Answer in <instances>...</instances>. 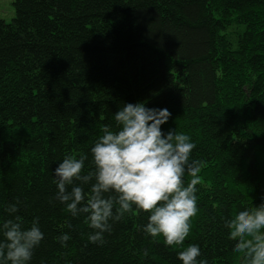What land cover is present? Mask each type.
I'll return each instance as SVG.
<instances>
[{
    "label": "trees",
    "instance_id": "trees-1",
    "mask_svg": "<svg viewBox=\"0 0 264 264\" xmlns=\"http://www.w3.org/2000/svg\"><path fill=\"white\" fill-rule=\"evenodd\" d=\"M13 6L12 22L0 19V222L17 200L25 226L39 218L31 264H182V247L141 230L147 213L126 215L93 244L84 218L54 199L64 156L88 154V169L103 125L137 102L167 108L162 131L188 134L203 162L183 246L198 244L208 264H240L224 220L264 203V0Z\"/></svg>",
    "mask_w": 264,
    "mask_h": 264
},
{
    "label": "clouds",
    "instance_id": "clouds-1",
    "mask_svg": "<svg viewBox=\"0 0 264 264\" xmlns=\"http://www.w3.org/2000/svg\"><path fill=\"white\" fill-rule=\"evenodd\" d=\"M170 116L167 108L124 104L114 114L115 125H103L102 135L93 142L88 169V154H68L59 162L52 174L54 199L71 217L84 218L91 229L90 243H103L114 222L142 211L147 213L141 229L146 236L182 247L177 252L182 264H208L198 244L183 246L199 211L197 185L203 162L192 157L196 145L188 134L162 131ZM19 203L9 202V218L0 222V264H31L44 240L39 218L25 226ZM224 226L240 264H264V203L240 208ZM71 238L62 232L56 240L66 247Z\"/></svg>",
    "mask_w": 264,
    "mask_h": 264
},
{
    "label": "rangeland",
    "instance_id": "rangeland-1",
    "mask_svg": "<svg viewBox=\"0 0 264 264\" xmlns=\"http://www.w3.org/2000/svg\"><path fill=\"white\" fill-rule=\"evenodd\" d=\"M14 1L15 0H0V19L7 23H11L15 17Z\"/></svg>",
    "mask_w": 264,
    "mask_h": 264
}]
</instances>
